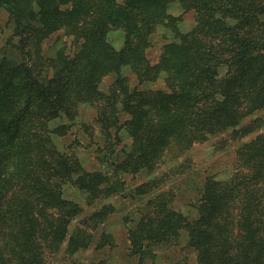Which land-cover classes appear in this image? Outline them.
Returning <instances> with one entry per match:
<instances>
[{
	"label": "trees",
	"instance_id": "16d2710c",
	"mask_svg": "<svg viewBox=\"0 0 264 264\" xmlns=\"http://www.w3.org/2000/svg\"><path fill=\"white\" fill-rule=\"evenodd\" d=\"M71 1L0 0V12L7 16L0 33L12 27L4 44L16 53L0 56V264H44V249L60 248L64 240L70 251L85 247L81 233L68 230L81 208L62 198V186L72 176L103 179L107 185L105 176L84 172L76 158L59 153L48 130L59 115L73 121L75 104L99 94L95 71L84 65V57L90 41H104L103 32L91 26L92 10L83 9L82 0L73 9ZM175 1L191 11L194 26L165 47L166 59L159 65L168 93L157 95L175 114L167 119L178 132L171 136V128L169 138L186 149L194 139L223 133L264 108V0ZM159 2H119L125 42L144 37L142 54L151 38L147 35L162 19L156 16ZM70 25L76 60L63 67L66 73L51 70L48 77L32 61L26 35L43 40ZM120 52L128 53L126 48ZM72 75L73 86L68 82ZM66 80L68 88L60 93ZM64 99L71 100L69 110ZM247 144L237 152L242 171L226 180L204 178L197 218L189 221L178 214L198 264H264V131ZM129 240L135 256L145 255L146 238L136 225Z\"/></svg>",
	"mask_w": 264,
	"mask_h": 264
},
{
	"label": "rangeland",
	"instance_id": "374dc122",
	"mask_svg": "<svg viewBox=\"0 0 264 264\" xmlns=\"http://www.w3.org/2000/svg\"><path fill=\"white\" fill-rule=\"evenodd\" d=\"M122 1L116 0L115 7L110 0H82V8L92 10L91 26L98 25L105 41H90L91 51L84 57V65L95 71L99 94L93 92L75 104L73 121L59 115L49 121L48 130H52L49 132L59 153L76 158L84 172L105 176L107 185L103 179L76 180L72 176L62 186V198L81 208L68 230L81 233L85 247L70 251L67 240L60 248L46 247L44 264H198L197 250L189 246L178 214L189 221L197 218L204 178L226 180L242 171L238 151L264 131L262 108L234 128L194 139L191 148L173 142L169 130L173 129V136L178 126L168 125V114H175L165 104L166 99L157 95L168 93L159 63L165 62V47L194 26L193 15L175 0H160L155 5L156 16L162 19L153 35L147 32L151 38L142 54L139 48L144 47L145 38L126 43L119 27ZM76 4L77 0H72L69 7ZM6 20V14L0 12L1 27ZM72 30L71 25L58 28L43 40H39L40 35H26L32 61L45 69L48 77L53 70L65 72L63 67L76 60ZM11 34V26L0 33V56H15L4 44ZM12 40L17 43L18 37ZM123 48L128 53L120 52ZM144 72L146 75L139 78ZM74 77H68L72 86L69 78ZM64 100L69 110L71 100ZM144 130L147 136L142 135ZM135 225L146 238L145 255L132 253L129 230Z\"/></svg>",
	"mask_w": 264,
	"mask_h": 264
}]
</instances>
